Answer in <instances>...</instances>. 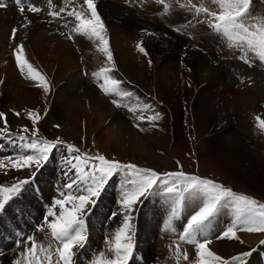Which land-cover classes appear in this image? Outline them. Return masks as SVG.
<instances>
[{
	"label": "rangeland",
	"instance_id": "rangeland-1",
	"mask_svg": "<svg viewBox=\"0 0 264 264\" xmlns=\"http://www.w3.org/2000/svg\"><path fill=\"white\" fill-rule=\"evenodd\" d=\"M7 1L8 0H3L5 3H7ZM44 1L49 4L48 0ZM103 1L106 0H94V4L97 13L105 25V35L109 40L110 50L113 54L115 69L111 75L113 78L122 81L121 87L124 90L132 93L129 97L121 99L119 96L104 94L99 87V82L102 81L98 82L93 76L90 77L91 73L85 74V72L87 73V67L82 60V55H79V49L75 44L77 38L89 44L91 50L95 53L94 63L92 65V67L94 66V70L92 73L98 71L101 67H110L111 65L107 62L105 54L97 50L98 41H96L95 38H89L88 36L71 32V28L75 23L73 17L67 16L65 12L64 15L61 14V18L53 19L50 26L53 28L55 27V29H53L55 32L60 34L63 33V36L72 45L78 56L77 63L80 65V73L85 80L84 83H90V86L95 85L96 89L100 91L99 93L101 96H104L117 110L119 117L122 118L127 127L131 129L129 131L130 133L132 132V136L127 134L128 138H126V140L133 137L135 153L130 151L126 153L127 151L122 149V151L115 152L105 143L96 142L99 132L103 133L108 131V128L114 127L111 125L107 128L108 121H104V124L101 125H95L96 123L91 122L92 118H90L91 121L89 122L82 118V121L79 122L80 130L78 132L69 128L67 125L61 124L55 111L58 112V110L61 109L59 105L61 96L57 95V91L60 90L59 86H61L63 81L59 83L56 82V85L51 71L49 69V71H47L39 61H33L25 47L26 43L23 38L25 34L22 33V36L21 33L17 32L18 38L13 39L12 29L14 27L11 26L7 36L8 39L6 38L7 42L2 45V49L5 50L4 54L9 52L7 54H9L10 58H7L8 61L6 59H0V80L3 81V83H0V111L5 112L7 115L8 128L9 132L13 134V139L9 140L4 136H0V162L7 164L9 157L15 158L21 152V150L18 149L20 148L21 141L18 139L17 133L20 132L23 126H28L30 129L33 127L31 121L27 118L26 110L34 109L38 110L42 117L36 125L40 130V135L49 139L60 137L62 140L79 147L82 152L87 151L91 155L99 152L108 159L115 158L122 163H134L140 167L152 168L160 173L178 171L182 167L183 171L187 174L213 179L218 183L231 187L238 193L248 194L264 202V132L257 128V122L255 120L256 116H260L264 119V64H261L258 60H256L252 66L245 64L244 61L238 58L241 55L239 49H230L226 39L214 32L207 24H197L196 20L193 19V14L186 9L179 8L175 0H165L166 3L172 4L171 10L167 14L164 12V5L159 3L158 0H146V2H140V0H118L122 8L133 14L139 26L132 29L134 34L132 35L131 32L132 36L129 37L120 35V33H122L121 30L124 31L125 29L122 27L120 28L119 24H116L117 32L115 29L119 38L122 37L123 41L121 43L127 45L133 57L135 56L134 59H138L139 61H137L139 63L141 60L140 64H143L146 68L145 71L147 76L144 82L136 84L127 75L121 72L118 67V62L114 54V43H112L113 31L109 20L102 12L101 8ZM180 2L184 3L186 0H180ZM199 2L200 0H193V3L198 4ZM41 4L45 9L42 11L47 13L50 10H59L60 7H65L66 10H71L75 7L78 11H83L87 16L91 15L87 5L84 4V0H64L61 4H53L54 9H50L49 5ZM208 6L212 7L210 2ZM23 15H25V12ZM256 18H264V0H252L250 20L255 23ZM200 19H203V17L201 16ZM188 21H192V25L194 26L183 29V34L173 30L174 28L183 26ZM189 33L191 35H189ZM152 34L166 41L168 44L172 43L179 46V48L177 47L180 51L179 54L174 52L172 59L167 61V67L163 63V58H160L161 54L154 55L147 46V41H149ZM69 35H71L72 38H69ZM177 39L179 43H176ZM141 42L147 55L140 52L137 47ZM18 43H24L25 54L28 61L32 63L38 71L45 74L51 82L52 90L48 94L43 92V89L38 86L37 81L28 78L26 72L22 74L19 70L14 55V49ZM188 47L198 50L205 49L211 52L214 59L222 66L227 74L224 79L225 84H208L207 80L209 79L197 82L193 75L191 61L187 58L186 51ZM10 48L12 50H10ZM149 61H151V63H149ZM9 65L14 66L12 69L15 76L17 75L18 79L21 81L22 87L33 88V91L37 93L36 98L30 100V102L27 101V103L24 99L4 100L3 87ZM163 65L168 69V72L171 74V81L173 85H175V88L170 89V94L166 95V97L161 94V92L163 93L164 91H162V89L159 90L158 86V80L160 78L158 72L159 68ZM174 65H176V68ZM214 91L216 93H214ZM113 99L119 100L122 106L117 107L113 104ZM56 101H59V103ZM200 101H202V107L198 108L196 103ZM144 104L151 105V110L143 113L129 111V108L138 107L142 109ZM252 105L255 106V108L252 107ZM45 109H47L46 115ZM196 110H202V112L205 110L203 114L209 112L212 115L219 114L221 116H219L220 119L217 123L212 122L211 118L207 117V120L205 119V121H203L205 124H203L200 123L201 121H197V118L200 117V113L197 115ZM15 112H20V116L17 117ZM156 112L160 114L161 118L155 121H141L138 119V115L140 114L150 116ZM198 123H200V125ZM57 124L60 125L59 128L54 127V125ZM136 125H139V127ZM3 126V120H0V127ZM199 126H204L205 130H202L203 128L201 129ZM228 128L235 131L251 154V158L254 162V173L252 175L257 179L258 185L255 183L253 184L251 179L246 180L240 172L232 173L228 171L229 169H226L220 154L224 155V153L227 152L222 150L215 139L218 138L221 140L226 136L225 134L228 131L230 132ZM140 129H143V131ZM225 129L227 131H225ZM7 153L13 154L9 155ZM226 155L224 156L225 159L231 162V155L229 153ZM66 156V149L58 148L54 150L48 162L35 178L34 183H37L38 192L48 196L46 203L43 202V196H41L40 193L32 195L33 192L35 194L37 191L34 187L33 189V185H31L26 190H33L32 192H29L24 197L25 190L21 196L15 197L9 205H6L3 216L8 212H13V214H10L9 228H11L12 224H20V219L24 226L30 228L24 221L26 220L24 219V213H27L25 216L29 214V212L24 211L26 210L24 206L27 204L28 209L30 203H32L31 213L34 210H40V208H44L41 210L45 212V206L50 205L52 199L57 197L58 186L63 183H68L70 179L74 178L73 172H69L68 176L63 175L65 171H68V165L64 162ZM177 161H179V164ZM240 163L244 164L240 171H245V169L251 167V164L248 162ZM5 171L7 174H5ZM28 175H30L29 170L17 172L12 170L9 166L7 170H0V183L10 185L15 182L14 177L24 178ZM38 178H41L39 183ZM124 180L125 177L123 174L114 175L105 186L96 206L89 213L88 239L82 249L76 250L77 256L74 259L77 264H91L93 259L99 256L100 252H104L106 256L114 255L106 245L105 239L112 238L115 230L120 226L123 220L122 214L117 217H112L111 213L114 211L118 213L121 212L118 201L120 198L121 184ZM50 191L51 193H49ZM64 191L66 192L67 190L64 189ZM162 191V188H156L154 195H150L146 199H143V202L136 206L132 221L135 247L129 264H177L175 252L176 243L180 244L181 252L186 251L189 257V259L185 261L181 255L179 264H193L196 259L195 246L179 241L178 234L182 231L190 215L193 214L194 210L198 209L199 202L197 201L196 204L189 202L180 219L174 221L177 229L174 233L165 228V220L170 211V202L166 201L161 195ZM21 198L23 200H21ZM34 200L36 202H33ZM151 208L159 209L157 219H155V217L145 218L148 216L146 213H149ZM28 210H30V208ZM18 215H20L21 218L17 217ZM29 216H31V214H29ZM1 218L2 216H0V219ZM231 219L232 216L229 210H221L220 214L213 222L214 229L211 237L212 242L209 245L210 248L226 258L236 255L241 251H248L250 248H256L257 251L254 252L251 257L247 258L249 264H264V246L259 245V241L264 239V235L238 233L245 241L244 244H240L235 240H217L215 238L225 229L227 224L231 222ZM38 222V225L43 222V213ZM6 226H4L5 232ZM151 230H153V233L151 237L147 238L146 231L149 232ZM33 234L38 243L43 242L47 244L49 242L48 233L37 231L36 229L29 231V235ZM15 236L16 234H12L10 241L19 239ZM222 242L224 245L230 247L229 250L222 251L217 249L218 243ZM4 245L5 247L0 252V264H13V262L19 258V254L23 252L26 247H30V245L23 243V240L20 247H17L16 241L6 242ZM148 245L151 246L149 255L147 253ZM55 246V243H53V248H55ZM87 246L90 247L86 249L85 247ZM139 253L141 257H139ZM259 257L262 262L259 260Z\"/></svg>",
	"mask_w": 264,
	"mask_h": 264
},
{
	"label": "snow or ice",
	"instance_id": "snow-or-ice-1",
	"mask_svg": "<svg viewBox=\"0 0 264 264\" xmlns=\"http://www.w3.org/2000/svg\"><path fill=\"white\" fill-rule=\"evenodd\" d=\"M158 2L164 5L165 14L169 13L172 4L166 3L165 0H158ZM209 2L212 7L208 6ZM48 3L50 9H54L52 0H48ZM175 3L179 8L191 12L197 24H207L214 32L225 38L230 49H239L241 55L238 58L245 64L252 66L256 60L264 64V18H256L255 23L250 20L252 0H200L198 4L193 3V0H186L184 3L175 0ZM84 4L90 10V16L83 11H78L75 7L71 10L60 7L59 10H50L48 15L57 19L66 12L67 16L75 20L71 32L95 38L98 41L97 50L105 54L111 66L101 67L93 72L92 76L98 82L102 81L99 82V87L104 94L119 96L121 99L129 97L132 93L124 90L121 87L122 81L111 75L115 69L113 54L105 35V25L97 13L94 0H84ZM7 6L6 3L0 2V9ZM18 10L22 15L25 12L24 7ZM27 10L40 13L43 9L31 5ZM201 16L203 19H200ZM24 21L20 27L27 28L31 21L27 17H24ZM192 26H194L192 21H188L173 30L183 34V29ZM18 31L19 29L15 27L12 29L13 39L16 38ZM69 38H72L71 35ZM137 47L140 52L147 55L142 42ZM14 55L21 73L26 72L27 77L37 81L43 92L48 94L52 90L51 82L28 61L23 43L17 45ZM85 74L87 75L86 72ZM0 83L3 81L0 80ZM112 103L117 107L122 106L117 99H113ZM149 110L151 105L148 104H144L142 109L129 108V111L134 113ZM46 114L47 109H45ZM15 115L19 117L20 112H15ZM26 115L33 127L30 129L28 126H23L17 133L22 151L15 158L9 157L7 164L0 162V170H7L10 166L17 172L29 170L30 175L24 178L14 177L15 182L10 185L0 183V213L5 211L6 205H9L15 197L21 196L34 183L50 155L58 148L67 150L65 163L68 165V171H65L63 175L68 176L69 172H74V178L58 186L57 197L46 206L43 222L36 228L37 231L48 233L49 242L38 243L34 234L26 235L23 243L30 247H26L13 264H77L74 259L77 256L76 250L82 249L88 239V215L96 206L109 180L116 174H123L125 180L121 184L118 201L121 212L114 211L111 216L117 217L122 214L123 220L112 238L105 239L106 245L114 255L106 256L104 252H100L91 264H129L135 247L133 213L136 211V206L142 203L143 199L154 195L158 187L163 189L161 195L170 202L165 228L174 233L177 231L174 221L180 219L189 202L193 204L199 202L198 209L194 210L178 234L179 241L195 246L196 259L193 264H249L247 258L257 251L256 248H250L248 251H241L226 258L209 247L212 242L213 222L221 210H229L232 216L231 222L215 238L235 240L244 244L245 241L238 233L264 235V202L248 194L238 193L213 179L187 174L182 167L178 171L160 173L134 163H122L115 158L108 159L99 152L94 155L87 151L82 152L79 147L60 137L49 139L40 135L36 125L42 117L38 110L28 109ZM159 118L161 117L158 112L150 116L138 115L141 121H155ZM0 120H3L4 124L0 127V136L12 140L13 134L9 132L7 115L3 111H0ZM255 120L257 128L264 132V119L256 116ZM136 126L139 127V125ZM54 127L59 128L60 125L57 124ZM140 130L143 131V129ZM177 163L179 164V161ZM5 174H7L6 171ZM64 189L67 191L65 192ZM53 243L56 245L55 248ZM16 244L20 247L22 240H16ZM259 245L264 246V239L259 241ZM175 252L177 264L181 255L183 260L189 259L186 251L181 252L179 243L175 245Z\"/></svg>",
	"mask_w": 264,
	"mask_h": 264
},
{
	"label": "bare ground",
	"instance_id": "bare-ground-1",
	"mask_svg": "<svg viewBox=\"0 0 264 264\" xmlns=\"http://www.w3.org/2000/svg\"><path fill=\"white\" fill-rule=\"evenodd\" d=\"M63 1L64 0H52V4H56V3L61 4ZM0 2H3V0H0ZM41 3L45 5H49L45 3L44 0H10V1L8 0L6 3L8 5L7 8L0 9V59L7 60V58H10L9 54H7L9 52L4 54L5 50L2 49V45L7 42L6 38L8 39L7 36L9 34L8 32L10 27L13 26L15 28H18L19 29L18 33L25 34V36L23 37L26 43L25 47L28 53L30 54V56L32 57L33 61L35 60L39 61L41 65L45 69H47V71L50 70L53 75V79L55 80V83L56 82L59 83L60 81H63L61 86H59L60 90L57 91V95L61 96L60 104H59L61 109H59L58 112L55 111V114L58 115L59 117L58 120L61 122V124L67 125L69 128H72L73 130L78 132L80 130L79 122L82 121V118L87 122L91 121L90 118H92L91 122L96 123L95 125H101L104 124V121H108L107 128L111 125L114 127L108 128V131L103 133L98 131L99 134L97 135L96 142L105 143L111 150L113 149V151L115 152L126 150L127 151L126 153H129V151L135 153L134 151L135 145L133 143V137L130 138L129 140H126V138H128L127 134L131 135L132 133V132L130 133L129 131L131 129H129L125 124L124 120L119 117L118 115L119 113L117 112V110L105 99L104 96H101V94L99 93L100 91L96 89L95 85L90 86V83L89 84L84 83L85 80L82 78L80 73V69H81L80 65L77 63L78 56L76 55L69 41L66 40V38L60 33L55 32L53 30L55 29V27L53 28L50 26L53 18L50 17L47 12L41 11L40 13H32L27 10L31 5L34 4L37 7H40L41 9L45 10L42 7ZM20 7L25 8V15H22L19 12L18 9ZM101 8H102V12L106 15L107 19L109 20L113 31L112 43H114V54L118 62V67L120 71L123 72L125 75H127L136 84L137 83L140 84L141 82H144L145 77L147 76L145 71L146 69L145 66L143 64H140L141 60L139 63L138 59H137L138 61L134 59L135 56L133 57V54L131 53L127 45L121 43L123 41L122 37L119 38V35H117L116 33L117 32L116 24H119L120 28L122 27L125 29L124 31L121 30V32L124 35L122 33H120V35L126 37L132 36L134 34V32H132V29L134 27H139L136 19L134 18L132 13L122 8L118 0L103 1ZM62 14L64 15V13ZM24 17H27V19L31 21V24L27 28L20 27L25 22ZM18 33L16 34L17 35L16 38H18ZM178 41L179 40L177 39L176 43H179ZM75 44L79 49V55L80 56L82 55V60L85 63V66L87 67V74L91 73L90 74L91 77L92 71L94 70V66L92 67V65L94 63L95 53L93 50H91V46L89 44H87L86 42L82 41L79 38L76 39ZM176 45L177 44L174 45L172 43L168 44L166 41L161 40V38L153 34L149 39V41H147V46L151 51V53H153L154 55L161 54L160 58H163V63L165 64L166 67L168 65L167 61L169 59L170 60L172 59L174 52H177L178 54L180 52L178 49L179 46ZM10 50L12 49L10 48ZM186 53H187V58L189 59V61H191L193 75L197 82L198 81L201 82L203 80L209 79L207 80L208 84L224 83V79L226 78L227 74L225 73L222 66L214 59L211 52L205 49L198 50L188 47ZM165 66L163 65L159 68L158 73L160 78L158 80V86H159V90L162 89V91H164L163 93L161 92V94L166 97V95L170 94V89L175 88V85H173V82L171 81V74L168 72V69H166ZM174 66L176 68V65ZM12 67L14 66L9 65V68H7L5 75L6 78L3 87L4 100L24 99V101L26 100L25 101L26 103L27 101L30 102V100L36 98L37 93L33 91V88L31 89L30 87L29 88L22 87L21 81L18 79L17 75L15 76ZM214 93L216 92L214 91ZM201 102L202 101L196 103L198 108L202 107ZM57 103H59V101ZM252 107L255 108V106L253 105ZM204 111L202 112V110H196L197 115H199L200 113V117H198L199 119L197 118V121L199 122L201 121L200 123H203L205 119L207 120V117H210L212 122L217 123L219 121L220 119L219 116L221 115L219 114L212 115L207 111H206L207 113L203 114ZM200 123L198 124L200 125ZM200 128L201 129L203 128L202 130H205L204 126ZM225 131L227 130L225 129ZM225 135L226 136L224 137L222 136L223 138L221 140L218 139L217 137H216L217 139L215 140H217L222 150H225L227 153L231 155L232 161L228 162L224 157L227 153H224V155L220 154V156H222L221 158L223 159L222 161L225 163L226 169H229L228 171L232 173L240 172V174L243 175V177L246 180L251 179L252 181L251 180L250 181L253 182V184L255 183L256 185H258L257 179L252 175L254 173L253 171L254 162L253 159L251 158V154L249 153L248 149L244 146L242 140L237 136V134L233 129H231L230 132L228 131ZM240 162H248L249 164H251L250 165L251 167L249 169H245V171H240L244 166V164ZM40 181L41 178H38V183ZM32 191L26 190L24 193V197L26 194ZM36 191L38 192L39 190L36 189ZM49 193H51V191ZM32 195H36V194H34L33 192ZM41 196H43L42 197L43 202L46 201L48 198L47 195L41 194ZM21 200L23 199L21 198ZM23 202L21 203L24 204ZM33 202L36 201L34 200ZM25 207L27 208V204L24 206V208ZM29 208L30 210L28 211H31L32 203H30ZM36 211L38 212V209ZM158 211L159 209L151 208L150 212L146 213L148 214V216L145 218L155 217V219H157ZM40 213L41 211L39 213H36V215H39ZM31 217L35 218L34 211L32 212ZM24 221L29 225V222H27V220ZM4 226L6 225L4 224ZM4 226L2 228V232L4 236L3 245L6 242H9L8 240L5 239V235H7L8 232L7 230L5 232ZM146 232H147L146 236L148 238L151 237L153 230ZM226 246L227 245H224L223 242L218 243L217 249L222 251H227L229 250L230 247L229 246L226 247ZM150 252H151V246L148 245L147 246L148 255L150 254ZM139 256L141 257L140 253Z\"/></svg>",
	"mask_w": 264,
	"mask_h": 264
},
{
	"label": "crops",
	"instance_id": "crops-1",
	"mask_svg": "<svg viewBox=\"0 0 264 264\" xmlns=\"http://www.w3.org/2000/svg\"><path fill=\"white\" fill-rule=\"evenodd\" d=\"M41 211V209L40 210H38V212L36 211V210H34V212H36V213H39ZM11 212V211H10ZM36 213H35V217H36ZM29 214H32L30 211H29ZM263 237V236H262ZM210 247V246H209ZM263 248V247H262ZM264 250V249H263ZM259 255V254H258Z\"/></svg>",
	"mask_w": 264,
	"mask_h": 264
}]
</instances>
